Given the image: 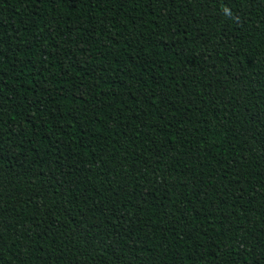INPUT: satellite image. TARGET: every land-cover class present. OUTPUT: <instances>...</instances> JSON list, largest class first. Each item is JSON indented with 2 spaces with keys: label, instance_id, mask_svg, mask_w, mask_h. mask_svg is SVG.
Instances as JSON below:
<instances>
[{
  "label": "trees",
  "instance_id": "1",
  "mask_svg": "<svg viewBox=\"0 0 264 264\" xmlns=\"http://www.w3.org/2000/svg\"><path fill=\"white\" fill-rule=\"evenodd\" d=\"M0 264H264V0H0Z\"/></svg>",
  "mask_w": 264,
  "mask_h": 264
}]
</instances>
